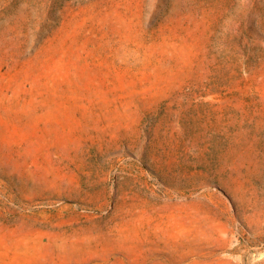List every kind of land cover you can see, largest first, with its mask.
Returning <instances> with one entry per match:
<instances>
[{
    "label": "rangeland",
    "instance_id": "1",
    "mask_svg": "<svg viewBox=\"0 0 264 264\" xmlns=\"http://www.w3.org/2000/svg\"><path fill=\"white\" fill-rule=\"evenodd\" d=\"M0 264H264V0H0Z\"/></svg>",
    "mask_w": 264,
    "mask_h": 264
}]
</instances>
